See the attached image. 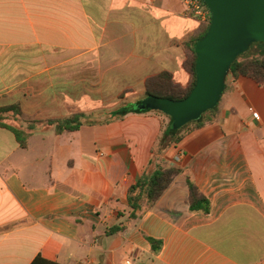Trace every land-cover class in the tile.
<instances>
[{
    "label": "crops",
    "instance_id": "crops-1",
    "mask_svg": "<svg viewBox=\"0 0 264 264\" xmlns=\"http://www.w3.org/2000/svg\"><path fill=\"white\" fill-rule=\"evenodd\" d=\"M207 22L182 0H0V264H264V86L230 76L214 114L160 155L182 173L128 228L130 189L169 118L130 113L58 134L74 115L186 89L187 46ZM254 113L259 118L254 117ZM102 118V117H101ZM188 179L209 199L190 210ZM161 242L155 253L149 239Z\"/></svg>",
    "mask_w": 264,
    "mask_h": 264
},
{
    "label": "trees",
    "instance_id": "trees-1",
    "mask_svg": "<svg viewBox=\"0 0 264 264\" xmlns=\"http://www.w3.org/2000/svg\"><path fill=\"white\" fill-rule=\"evenodd\" d=\"M205 5V4H204ZM211 24V16L209 23L204 25L200 32L191 39V46L186 45L188 50V60L186 62V68L191 74V84L188 88L184 89L173 82L169 75H162L150 79L147 82V95L148 97H160L165 99H172L180 101L186 99L193 91L196 85V61L197 56L195 52V45L208 33ZM255 50V52H252ZM232 76L238 78L240 76L249 77L255 80L261 86H264V43L258 42L252 44L247 52L240 55L235 59L230 68L228 78ZM140 104V103H138ZM138 104L131 106L130 108H121L113 111L104 119H98L95 116H87L84 114L74 115L68 119L59 122L56 128L58 134L64 132H76L84 126H97L103 124H110L116 120L122 119L130 113H149L157 112L169 118V124L164 129L160 140L155 148L154 155L149 161L140 181L130 189L128 198L130 214L128 223H121L108 229V236H115L125 231L129 222L136 220L143 216V214L152 208L160 198L171 187L176 178L182 173L179 168L165 166L160 159V155L166 151L169 147L180 142L182 133L191 125L196 127H202L204 122L209 120L208 116L214 114L213 110H210L203 114V116L197 120L188 123L186 126L175 129L173 126V120L170 116L157 110H145L138 109ZM16 111V108H5L0 110V127L9 128L20 139L21 143L25 145L23 139V132L15 127H12L4 122L6 120L5 115L9 112ZM188 187L190 191L189 205L191 212L209 214L211 211V203L209 199L198 189L195 183L188 179ZM152 244L153 251L159 253L161 249V242L155 239H149ZM32 264H58L44 259L39 256Z\"/></svg>",
    "mask_w": 264,
    "mask_h": 264
},
{
    "label": "water",
    "instance_id": "water-1",
    "mask_svg": "<svg viewBox=\"0 0 264 264\" xmlns=\"http://www.w3.org/2000/svg\"><path fill=\"white\" fill-rule=\"evenodd\" d=\"M211 14L208 33L195 45L196 85L184 100L149 97L138 109L170 116L175 129L216 108L232 63L258 42L264 43V0H201Z\"/></svg>",
    "mask_w": 264,
    "mask_h": 264
},
{
    "label": "built area",
    "instance_id": "built-area-1",
    "mask_svg": "<svg viewBox=\"0 0 264 264\" xmlns=\"http://www.w3.org/2000/svg\"><path fill=\"white\" fill-rule=\"evenodd\" d=\"M189 11L193 12L194 15L202 18L204 21L209 22L210 20V11L204 5V3L201 0H182ZM255 118H259V115L257 113H254ZM126 264H131V262H127Z\"/></svg>",
    "mask_w": 264,
    "mask_h": 264
},
{
    "label": "rangeland",
    "instance_id": "rangeland-1",
    "mask_svg": "<svg viewBox=\"0 0 264 264\" xmlns=\"http://www.w3.org/2000/svg\"><path fill=\"white\" fill-rule=\"evenodd\" d=\"M209 22H207V24H208ZM252 52H255V50H252ZM131 106H133V104H130V105H126V106H124L123 108H130ZM92 116H95L96 118H98V119H104L105 118V116L103 117L102 115H100V114H96V115H92ZM102 117V118H101Z\"/></svg>",
    "mask_w": 264,
    "mask_h": 264
}]
</instances>
